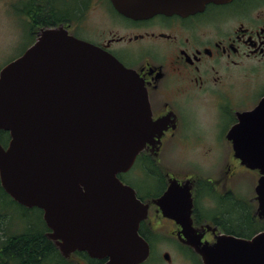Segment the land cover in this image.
Wrapping results in <instances>:
<instances>
[{"label":"flooded vegetation","instance_id":"af4514ba","mask_svg":"<svg viewBox=\"0 0 264 264\" xmlns=\"http://www.w3.org/2000/svg\"><path fill=\"white\" fill-rule=\"evenodd\" d=\"M22 3L15 11L32 34L28 48L42 29L62 25L142 80L152 121L160 130L119 178L146 206L139 233L150 245V256L163 235L174 241L163 257L174 254L203 264L188 238L211 246L222 236L251 240L264 233L256 191L261 174L245 166L235 150L238 144L255 154L264 151V116L257 115L250 129L246 116L264 103V0L210 3L187 16L158 14L141 20L119 13L112 0ZM0 192L2 205L15 208L1 184ZM11 215L0 211V264H22L17 247L23 238L24 264H31L33 238H46L55 247L48 264L105 263L83 251L64 257L48 238L51 230L43 218L40 223ZM189 216L195 234L182 226ZM46 247L37 251L44 260Z\"/></svg>","mask_w":264,"mask_h":264},{"label":"water","instance_id":"95a60500","mask_svg":"<svg viewBox=\"0 0 264 264\" xmlns=\"http://www.w3.org/2000/svg\"><path fill=\"white\" fill-rule=\"evenodd\" d=\"M228 1L112 3L124 16L141 20L187 16ZM257 115L264 116V103L246 115L247 129ZM159 130L137 73L62 25L42 29L37 41L0 71V131L10 136L7 147L0 143V184L19 205L43 211L48 238L66 258L83 251L104 264L148 260L150 245L139 233L146 206L119 175L130 170ZM250 148L235 145L242 163L261 174L256 191L264 218V151ZM182 226L195 234L190 216ZM186 243L203 264H264V233L251 240L222 236L211 246L197 238Z\"/></svg>","mask_w":264,"mask_h":264},{"label":"rangeland","instance_id":"374dc122","mask_svg":"<svg viewBox=\"0 0 264 264\" xmlns=\"http://www.w3.org/2000/svg\"><path fill=\"white\" fill-rule=\"evenodd\" d=\"M24 0H0V71L10 62L19 58L32 42V34L26 29V22L22 15L16 13V8H21ZM136 177L131 175L129 180L137 185ZM2 193L0 192V211L12 213L13 218H28L37 221L40 217L37 211L31 210L25 212L18 207L12 210L2 205ZM155 249L148 260L147 264H193L184 258L177 257L172 254L169 260L163 255L168 252V246L174 245V241H170L166 236H160V241H156ZM169 256V255H168ZM172 260V263H170ZM195 264V263H194Z\"/></svg>","mask_w":264,"mask_h":264},{"label":"trees","instance_id":"16d2710c","mask_svg":"<svg viewBox=\"0 0 264 264\" xmlns=\"http://www.w3.org/2000/svg\"><path fill=\"white\" fill-rule=\"evenodd\" d=\"M10 137H9V133L8 132H4V131H0V143L3 145V146H7L8 144V141H9ZM8 198V200H11L10 202H12L16 207H18L19 209H22L23 211L25 212H30L31 210L33 211H37L39 214H40V217L39 218H36L37 221H39L40 223H43L41 220L43 218V211L38 209V208H33V209H28V208H25L21 205H19L18 203H16L15 201H13L12 198H10L8 195L6 196ZM5 217V216H4ZM44 225V224H43ZM43 231H41V234H42ZM40 234V235H41ZM28 238V237H27ZM26 238H23V240L21 241V244L18 245L17 249H18V252L17 254L19 255L17 258L18 260L24 264V256H25V252H24V248H26V246H24L22 243H26L25 241ZM43 242H40L41 240L39 241H35L34 238L32 239L31 244H30V247L32 246V249L34 251V253L32 254V257H31V264H48L46 263V260L48 259V257L52 254L51 251H54L56 250L55 247L53 246L52 242H50L48 239L46 238H42ZM47 246L46 247V250L49 251V254L48 256L45 258L44 260V257L43 255L41 254H38L37 251H40V249L42 248V246ZM36 252V253H35ZM62 260V259H61ZM63 263H66L62 260Z\"/></svg>","mask_w":264,"mask_h":264}]
</instances>
